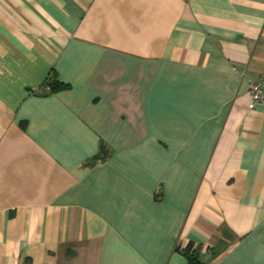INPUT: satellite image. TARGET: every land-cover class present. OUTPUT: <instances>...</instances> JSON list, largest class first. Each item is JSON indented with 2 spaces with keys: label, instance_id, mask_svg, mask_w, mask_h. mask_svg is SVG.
<instances>
[{
  "label": "crops",
  "instance_id": "1",
  "mask_svg": "<svg viewBox=\"0 0 264 264\" xmlns=\"http://www.w3.org/2000/svg\"><path fill=\"white\" fill-rule=\"evenodd\" d=\"M263 77L264 0H0V264H264Z\"/></svg>",
  "mask_w": 264,
  "mask_h": 264
},
{
  "label": "trees",
  "instance_id": "2",
  "mask_svg": "<svg viewBox=\"0 0 264 264\" xmlns=\"http://www.w3.org/2000/svg\"><path fill=\"white\" fill-rule=\"evenodd\" d=\"M45 86L49 88L50 93L54 94L60 91L68 90L70 87L68 85L59 83L56 79V75L53 74L50 78L46 81ZM107 149L104 145H101L99 153L95 158L92 160V164H96L98 162L103 161L104 158L107 156ZM182 254L185 256L187 260V264H204L199 259V255L197 254L196 250H193L191 245L186 246L182 249Z\"/></svg>",
  "mask_w": 264,
  "mask_h": 264
},
{
  "label": "built area",
  "instance_id": "3",
  "mask_svg": "<svg viewBox=\"0 0 264 264\" xmlns=\"http://www.w3.org/2000/svg\"><path fill=\"white\" fill-rule=\"evenodd\" d=\"M250 98L249 109L253 110L257 105H264V77L251 84Z\"/></svg>",
  "mask_w": 264,
  "mask_h": 264
}]
</instances>
